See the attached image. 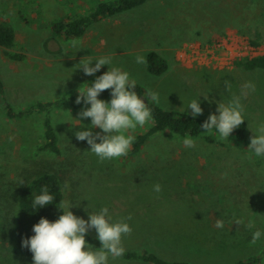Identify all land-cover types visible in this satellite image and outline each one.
I'll return each instance as SVG.
<instances>
[{
    "label": "rangeland",
    "instance_id": "1",
    "mask_svg": "<svg viewBox=\"0 0 264 264\" xmlns=\"http://www.w3.org/2000/svg\"><path fill=\"white\" fill-rule=\"evenodd\" d=\"M108 1L45 0L39 6L37 0H0V21L16 29L13 52L25 55L22 62H13L2 54L1 77L15 110L36 100L78 94L92 76L76 65L85 56L107 54L149 94L158 93L156 104L164 110L188 114V102L199 98L203 113L198 116L207 118L218 114L219 102L239 95L252 129L264 121V70L238 67L241 60L229 53L247 54L249 40L258 34L264 47V0H149L93 23L77 40L55 39L38 27L44 19L87 16L90 8ZM216 38V45L224 47L204 50ZM148 50L169 62L167 73L151 75L146 64L135 62L137 54L145 57ZM79 111L67 106L54 110L61 155L40 153L43 115L11 121L0 96V264H33L16 247L12 195L43 170L61 176L75 215L87 220L90 211L107 206L113 220L130 217L132 231L122 238L124 248H146L168 260L198 264H234L261 253L264 238L251 241L252 232L264 231V164L250 152L234 141L228 145L227 138L225 147L201 140L187 147L181 138L156 134L136 157L99 161L87 152L86 141L75 138L82 129L72 117L78 118ZM81 123L90 126V118ZM149 126L128 134L134 137ZM157 183L159 193L153 191ZM217 219L223 220L222 228L215 227ZM90 232L96 237L94 229ZM110 264L143 263L117 258Z\"/></svg>",
    "mask_w": 264,
    "mask_h": 264
},
{
    "label": "clouds",
    "instance_id": "2",
    "mask_svg": "<svg viewBox=\"0 0 264 264\" xmlns=\"http://www.w3.org/2000/svg\"><path fill=\"white\" fill-rule=\"evenodd\" d=\"M93 61L95 63L93 64ZM137 64H146L147 60L143 55L135 57ZM109 66L108 70L101 75L95 76L90 83H84L77 91L75 103L82 105L77 114V122L80 131L75 132L78 141H86L89 151L99 161H105L122 157L128 153L134 142V137L129 130L143 128L153 121L152 108L144 96L136 91L137 81L128 71L115 66L110 55H100L95 58L83 57L77 69H81L86 76H94L102 66ZM225 87L228 82L225 81ZM246 88L254 87L246 84ZM104 90H109V100L100 99ZM150 100L159 103V95L156 92L150 93ZM193 118L203 113L199 98L191 99L187 110ZM62 111V110H61ZM216 112L210 114L201 124L204 132H212L220 139H226L244 121V107L241 103V96L233 95L226 103L219 102ZM90 118V126L85 127L81 121ZM75 126L74 124H72ZM100 131L93 134V129ZM248 151L255 157L264 158V121L260 122L254 132H251ZM182 144L187 147L194 145V140L187 134L182 139ZM67 187V184H65ZM153 191L159 193L161 185L155 184ZM31 207L34 210L45 207L54 200L46 186H42L38 194H33ZM57 207V205H56ZM73 206L68 201H63L57 207L62 214L54 221L41 217L32 226L33 235L23 238L21 246L26 247L32 253L33 264H110L125 254L122 238L129 234L132 229L127 223L128 218L113 220L109 207L102 206L96 212H89L85 220L73 213L70 209ZM239 224L240 220L237 219ZM224 226L223 220L217 219L216 228ZM95 230L96 239L100 247H93L86 236L90 230ZM264 238V231L257 229L252 232V243Z\"/></svg>",
    "mask_w": 264,
    "mask_h": 264
},
{
    "label": "trees",
    "instance_id": "3",
    "mask_svg": "<svg viewBox=\"0 0 264 264\" xmlns=\"http://www.w3.org/2000/svg\"><path fill=\"white\" fill-rule=\"evenodd\" d=\"M44 1L45 0H37V3L41 6V3ZM148 1L149 0H110L104 3H97L94 8H90V13L87 16L78 15L66 18L44 19L38 27L43 30H48L54 34L55 37L66 40H77L84 36L93 23L104 18L133 11L143 6ZM249 42L253 46L261 45V35H256V38H251ZM17 47L18 41L15 27L8 20L0 21V62L2 54L10 61L22 62L25 59V55L19 52H13ZM146 60V68L151 75L162 76L167 73L170 68L169 62L157 51L148 52ZM237 66L249 71L257 69L264 70V54L253 59H243L237 63ZM103 72L105 71L101 70L97 72L94 76L89 78L86 83H90L95 79V76L101 75ZM136 91L139 95L145 97L148 106L152 108L153 121L145 132L137 133L134 136V142L130 150L126 155L122 156L124 159L140 155L151 138L156 134H163L169 138H181L180 140L187 134L193 140H201L209 145H221L225 147L223 139L218 138L215 134V130L212 132H204L200 127L207 118L199 116L193 118L190 114L162 109L158 104L151 102L149 92L140 84H137ZM77 95L78 94H71L50 100H36L27 108L17 111L7 102L6 87L1 77L0 68V96L5 104L7 118L11 121H25L36 114L43 115V143L37 147V151L40 153L46 152L54 155H61L59 136L53 121V112L55 109H61L64 106L69 107L73 112L79 111L82 105L75 103ZM99 98L103 100L109 99V90H104ZM251 132H254V130L250 126L248 120L244 119L243 123L227 137V139H229L227 144L232 145L231 141H234L248 153L250 152L248 151V146L250 136L252 135ZM252 155L251 157L258 164H264V158ZM42 186L48 188L49 192L53 194L54 200L51 204L34 210L31 207L32 195L38 194ZM12 197V202L16 205V216L13 229L16 247L21 256L26 257L27 260H32V253L26 247L21 246V241L23 238H27L34 234L32 232V226L36 224L41 217H45L49 221H54L62 214L61 210L57 208L60 203L66 201L61 176L50 170L40 171L34 178L26 183L24 187L17 189ZM86 240L93 247H100L99 241L91 232L86 236ZM125 250V254L118 258L124 262H139L143 264H198L190 261L168 260L146 248H125ZM263 258L264 247L259 255L239 260L234 264H261Z\"/></svg>",
    "mask_w": 264,
    "mask_h": 264
},
{
    "label": "built area",
    "instance_id": "4",
    "mask_svg": "<svg viewBox=\"0 0 264 264\" xmlns=\"http://www.w3.org/2000/svg\"><path fill=\"white\" fill-rule=\"evenodd\" d=\"M229 35V34H228ZM219 38L213 39L211 40L209 43L205 44L204 50L209 51L210 49H218L221 47H224L223 45H216V41H218ZM211 43V44H210ZM262 45V44H261ZM261 45L259 46H253L250 44V42L247 44V46L250 47V49L248 50L247 54L244 55H238V53L235 55L232 51H229V53L232 55V57H236L239 60H243V59H253L259 56H262L264 54V47L262 48ZM193 48H195L192 45ZM196 49V48H195ZM235 59V58H234ZM199 62V61H198Z\"/></svg>",
    "mask_w": 264,
    "mask_h": 264
},
{
    "label": "crops",
    "instance_id": "5",
    "mask_svg": "<svg viewBox=\"0 0 264 264\" xmlns=\"http://www.w3.org/2000/svg\"><path fill=\"white\" fill-rule=\"evenodd\" d=\"M52 35L54 36V34H52ZM54 38H55V39H56V38H57V39H63V38H58V37H55V36H54ZM54 38H53V39H54ZM99 51H100V50H99ZM150 51H152V50H148V51H146V52H145L146 55H147V53L150 52ZM89 53L94 54V51L92 50V51L89 52ZM114 55H115V57H116V56H123V55H121V54H117V55L114 54ZM124 55H126V54H124ZM146 55H145V58H146ZM93 58H94V57H93ZM2 62H3V57H1L0 68H1V66H2ZM101 70L107 71V70H108V67H106V66H102V68L100 69V71H101Z\"/></svg>",
    "mask_w": 264,
    "mask_h": 264
}]
</instances>
